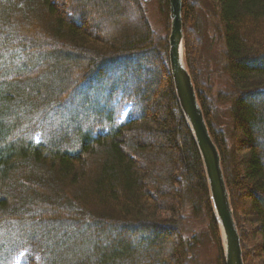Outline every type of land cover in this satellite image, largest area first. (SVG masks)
<instances>
[{"label": "trees", "instance_id": "16d2710c", "mask_svg": "<svg viewBox=\"0 0 264 264\" xmlns=\"http://www.w3.org/2000/svg\"><path fill=\"white\" fill-rule=\"evenodd\" d=\"M201 1L222 45L217 84L199 68ZM161 2L158 36L139 0H0V264L24 249L26 264H189L203 229L225 264ZM181 16L184 65L241 242L255 245L243 262L264 264V0H182ZM85 83L105 92L89 127ZM72 102L80 116L57 126L50 114Z\"/></svg>", "mask_w": 264, "mask_h": 264}, {"label": "water", "instance_id": "95a60500", "mask_svg": "<svg viewBox=\"0 0 264 264\" xmlns=\"http://www.w3.org/2000/svg\"><path fill=\"white\" fill-rule=\"evenodd\" d=\"M171 8L169 60L177 98L184 117L194 133L195 143L205 169L213 214L220 232L225 264H244L241 237L230 204L229 193L220 166V157L209 135L187 70L184 57V34L181 0H168Z\"/></svg>", "mask_w": 264, "mask_h": 264}, {"label": "rangeland", "instance_id": "374dc122", "mask_svg": "<svg viewBox=\"0 0 264 264\" xmlns=\"http://www.w3.org/2000/svg\"><path fill=\"white\" fill-rule=\"evenodd\" d=\"M139 3L144 8L146 18L151 28L155 31V33L158 36L165 35L167 22L162 13L161 0H139ZM202 4L204 3L201 1L202 9L199 8V10L203 11L204 13L199 14V20H197L198 22L196 24V31H195L197 38H199L198 37L199 35L201 37V40L203 39L202 48L200 49L201 59H200L199 68H200V71L203 73L204 79L206 78V80L209 83L217 84V83H220L218 76L221 73V69L224 65V62L222 60L223 57L220 54L221 49L219 48V46H222V45H217L218 41L220 40L218 38L219 33H217L218 29L216 28V25L214 23L215 21L213 17L211 16V14L208 12V9H206L205 8L206 6ZM169 27H170V23H169ZM95 86L97 87V85L95 84L88 85L85 83V86L82 88L84 93L89 91V93L87 92L86 94H89L92 97V99L90 100L92 101L91 103L93 105L91 103H89V105H86L89 109L88 111L85 110L86 112L82 113V117H81V119L86 120L85 124L88 127L91 126L92 121H93V119H91V117L89 118V116L87 115L91 113L89 112V110L90 109L94 111L97 110L95 106L99 105V102H101L100 104L103 105V100L105 99L104 97L105 92L103 91V88H99L96 92H93L95 89ZM90 92H92V94H90ZM84 95L85 94L83 93L81 94V96H84ZM96 101H99V102H96ZM118 101H119V98L118 100L115 101V103L117 104ZM116 104L114 105V108L115 106H117ZM78 108L79 106H77L75 102L74 103L72 102L71 104L67 105L64 109H62L61 111L59 112L53 111V113H51L50 115H59L58 120L56 121L57 126H59V124L62 122L65 124L64 117L62 116L63 114H65V112H69L68 114L71 115L70 119L72 120H75V118L79 117L80 113L76 111ZM130 112H131V106L130 105L125 106L123 110L121 111L120 116L117 118V122L119 123L123 122L127 118ZM40 116L43 117L44 115H40ZM65 118L67 119L68 116H66ZM223 119L225 120V117ZM105 130L106 129H103L102 127H100V128L95 129L93 132L95 134H98L101 132L102 133L105 132ZM34 138H35L36 143L41 142V139H42L41 135L37 134L36 136H34ZM186 216H189V212L186 213ZM188 230L192 231L193 229L189 228ZM207 232L208 231L203 229L201 233L199 234L197 238L199 240L198 245H195V247L189 252V259H190L189 264H219V260H218L219 254H218L217 246L214 242H212L209 239ZM239 233L242 236L244 234H247V231L244 227H241ZM241 246L244 252H247L250 255L255 254L254 253L255 245H246L241 242ZM221 249H222V255L224 257L222 244H221ZM25 251L29 252V250L24 249L22 252L18 253L17 256L15 255V259H11L12 262L10 264H26L25 257L27 253ZM33 256L34 255H32L31 257ZM39 259H40L39 255H36L33 258L35 263H37ZM252 264H255V261H253Z\"/></svg>", "mask_w": 264, "mask_h": 264}, {"label": "bare ground", "instance_id": "6f19581e", "mask_svg": "<svg viewBox=\"0 0 264 264\" xmlns=\"http://www.w3.org/2000/svg\"><path fill=\"white\" fill-rule=\"evenodd\" d=\"M168 1V0H167ZM181 3H182V0H181ZM167 4H168V19H169V23L171 22V8H170V3H169V1L167 2ZM181 13H182V10H181ZM181 19H182V16H181ZM170 37V27H169V34H168V38ZM168 54H169V49H168ZM170 58H169V56H168V66H169V72H170V76H171V79H172V83H173V86H174V82H173V76H172V74H173V72H172V69H171V67H170V60H169ZM181 65L185 68V65H184V57L182 56V58H181ZM186 69V68H185ZM188 73V72H187ZM189 75V74H188ZM190 77V76H189ZM190 80H191V78H190ZM192 83V82H191ZM174 91H175V94H176V96H177V92H176V88H175V86H174ZM177 100H178V98H177ZM178 103H179V101H178ZM179 107H180V104H179ZM180 109H181V107H180ZM182 112V111H181ZM182 115H183V113H182ZM183 118H184V120H185V122H186V124H187V127H188V129H189V131H190V133H191V135H192V138H193V140L195 141V137H194V133H193V131H192V129H191V126H190V124H189V122L187 121V119L184 117V115H183ZM204 119V118H203ZM205 122V121H204ZM198 149V148H197ZM218 152V151H217ZM200 157H201V155H200ZM220 157V156H219ZM201 160H202V158H201ZM203 163V162H202ZM220 166H221V160H220ZM203 167H204V165H203ZM204 171H205V169H204ZM206 175V174H205Z\"/></svg>", "mask_w": 264, "mask_h": 264}]
</instances>
